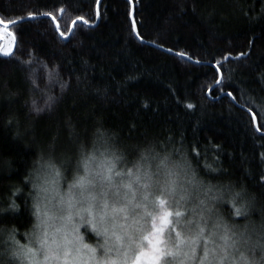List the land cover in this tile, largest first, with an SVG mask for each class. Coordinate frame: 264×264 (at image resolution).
Returning a JSON list of instances; mask_svg holds the SVG:
<instances>
[{
    "label": "trees",
    "instance_id": "obj_1",
    "mask_svg": "<svg viewBox=\"0 0 264 264\" xmlns=\"http://www.w3.org/2000/svg\"><path fill=\"white\" fill-rule=\"evenodd\" d=\"M0 20L13 21L6 29L15 35L13 55H0V264H21L12 251L33 240L40 204L33 184L50 175L62 192L74 177L85 176L90 157L89 174L98 160L119 157L115 171L123 175L113 173V185L130 184L141 195L144 190L147 222L149 209L167 201L173 240L176 231L190 235L196 229L205 197L204 187L183 176L188 200L177 204L179 195L163 192L155 181L167 179L165 157L168 168L190 164L197 179L222 191L225 200L240 192L238 203L253 201L251 219L259 223L264 0H0ZM34 103L43 110H34ZM138 167L153 174L147 189L127 175ZM213 203V219L219 214L243 228L246 218L235 217L230 204ZM79 235L105 255L98 247L102 237L86 226Z\"/></svg>",
    "mask_w": 264,
    "mask_h": 264
},
{
    "label": "snow or ice",
    "instance_id": "obj_2",
    "mask_svg": "<svg viewBox=\"0 0 264 264\" xmlns=\"http://www.w3.org/2000/svg\"><path fill=\"white\" fill-rule=\"evenodd\" d=\"M131 2L132 0H129V3ZM6 23L10 24L13 21L0 20V25ZM133 31H135V21H133ZM137 37L140 38L139 33H137ZM13 47H15L14 34ZM0 55L11 57L13 53L0 48ZM177 55L183 57L184 53L178 52ZM216 83H220V81H216ZM61 87L65 88L67 85L61 83ZM228 95L231 96V93L229 92ZM51 100L52 97H49V101ZM147 106L145 104V107ZM33 107L36 111L43 110L36 108L35 103ZM187 107L192 108L193 105L188 103ZM257 130L259 131V129ZM196 155L199 156L200 153L197 152ZM94 159V157H90L89 161ZM116 159H119V157L101 161L99 170L96 171V176L100 178L101 182H106L109 186H114L113 173L116 176L123 175V173L115 171ZM167 160L168 157H165L161 161V165L167 168V179L163 184H160L159 181H155V183L160 185L162 191L166 192L169 197L179 195L177 204L188 200L190 196L188 189L184 188L180 183L181 176L184 177L185 182L189 185L204 187L203 195L205 199L199 200L201 210L198 215L201 222H197L195 230H190V235H184L182 232L176 231L175 239L173 240L170 230H174V226L169 219L173 213L165 210L157 214L149 213L152 217L150 228L137 221L139 227L135 231L139 233V237H135L127 231L125 225L117 223L118 214H123L125 219H127V206L110 207L106 199L98 200L94 193L89 192V186L92 185V181L87 176H82L78 177L69 186L67 196L60 198V203L66 213L61 219L66 224H70L74 216H79L81 221H85L86 214V223L98 237L103 238V243L98 245V247L103 248L104 258L97 260V249L83 243V236L79 235L78 225H73L71 238H69L70 234L66 228H58L57 232L61 233L60 239L53 238L50 240L49 232L47 231V220H43L37 225L38 228L42 225L44 226V230L35 235L34 242L38 247L32 246L33 240L30 238L27 244H18L13 249L12 257L19 260L21 264H25V261L27 264H49L53 260H62L64 264H87L89 260L94 261V264H115V262H109L107 255L113 250L114 243L120 245V248L116 249L118 257L121 255L120 249L127 248L131 250L132 244L135 243L139 249L138 253L134 252L136 264H264V212L261 214L259 223L253 221L251 219V213L255 207L253 201L243 200L238 203L241 196L240 192L231 193L230 199L225 200L222 191H213L212 185L204 186L203 182L197 179L195 172L191 171L190 164L187 162H175L171 168H168L165 163ZM89 161L84 164L86 173L91 171ZM49 167H52L55 176L58 177L60 175L53 166L50 165ZM205 167H210V165L206 164ZM127 175L134 176L135 182L141 184V187L145 189L150 187L153 182V174L148 171L141 172L139 167L135 173L129 170ZM39 179L40 177H37V180ZM48 183H55V181H49L45 178L43 184L34 183L33 187L38 188L39 191L48 192L49 189L43 186ZM123 187L130 188V184H124ZM76 188L80 190L79 199L72 191ZM145 199H147L146 195ZM216 201L230 204L235 217L246 218L242 229L237 230V225L230 226L219 214H216L213 219L211 214L216 212V207L213 203ZM167 203V201L161 200V204L167 206ZM140 206L139 204L135 205V207ZM192 211L197 214L195 208ZM206 213L209 215H205ZM44 215L47 217V213ZM181 215L180 211L175 212V216L180 217ZM37 217L39 219L38 206ZM209 220H212L211 228L208 227ZM188 223L191 224L192 221H188ZM118 227L121 229L119 234L116 231ZM166 230H169L167 240L162 238ZM125 237H127L126 241ZM14 243L16 242L14 241ZM83 249H87V253H83ZM198 249L202 254L198 255ZM40 254L43 255V260L38 259ZM0 255H3V253L0 252ZM123 255L126 257L127 252H124ZM165 257H171V260H165Z\"/></svg>",
    "mask_w": 264,
    "mask_h": 264
},
{
    "label": "rangeland",
    "instance_id": "obj_3",
    "mask_svg": "<svg viewBox=\"0 0 264 264\" xmlns=\"http://www.w3.org/2000/svg\"><path fill=\"white\" fill-rule=\"evenodd\" d=\"M12 39L13 36L12 34L9 32L8 29L5 28H0V40L3 43V48L6 51H11L12 49ZM100 163L102 160H98ZM89 167L90 170L93 169V165L92 163H89ZM94 169L99 170V167ZM96 171H92L94 172L93 174H89L90 172L85 171V167L83 165V174H85V176H87V178L89 180L92 181V185L89 186V192L94 193L97 197L98 200L99 199H106L111 206H115L117 208L119 207H125L127 206V219H125V216L123 214H118L117 215V223L118 224H123L126 226V229L128 232L132 233L135 237H139V233H137L135 231V229L137 227H139V224L137 223V221H139L140 223L145 224V226L147 225L148 228H150L151 226V218L150 220L147 222L144 219L143 214L145 213V211L147 209H145V200L142 199L141 197L143 195H146V193L144 192V190L142 191V195L140 194V192L138 193L137 190H134L132 188H125L123 186L121 187H117L116 185L112 186L111 189H108V184L106 182L102 183L100 178L96 176ZM53 177V176H52ZM47 178L49 181H53V178H50L46 176L43 177L39 183L43 184L44 179ZM78 177H74L72 182H67L66 186H65V190L64 191H60L58 188H56L55 186L57 185V182L55 181V183H48L46 185H43L44 187H47L49 189L48 192H40V197H39V219L37 218V222L36 224H40L41 221L43 220H47V231L49 232V239H60L61 233L57 232L58 228H66V230L69 232V238H71V236L73 235L71 233V229L73 227V225H78L79 226V230L84 226L88 227L90 230L91 227L86 223L87 220V215L85 214V221H81L79 216H74L72 223L70 224H66V222L64 220L61 219L62 216H64L66 213L63 210V207L60 203V198L62 196L66 197L67 193L69 191V186L71 184H73V182L77 179ZM73 193L75 194V196L79 199L80 198V190L78 188L73 189L72 190ZM129 201H131V203H129ZM141 205L140 207H135V205ZM155 207V206H154ZM158 208V209H157ZM155 207L149 209L150 212H152V214H157L159 212H163L165 210L169 211L168 207L165 205H161L160 207ZM45 213H47V217L44 215ZM50 217V219H48ZM173 218V215L171 217V219ZM36 225V232L34 233V235L32 236L33 238V242L35 240V235L42 232L44 230V226L42 225L41 227H37ZM117 233L119 234L121 232V229L118 227L116 229ZM169 236V230H166L165 233L163 234V239L167 240ZM125 241L127 240V237L124 238ZM35 243V242H34ZM100 245V244H99ZM118 246L119 244H115L114 243V247ZM33 247H38L37 244H34ZM103 249V248H102ZM114 251V250H113ZM113 251H111L112 253V257L111 260L113 262H115V264H120L123 259H125L126 257L131 258L134 257V252L138 253L139 249L136 247V244L133 243L131 246V250L124 248L121 249V255L118 257L117 256V251L114 253ZM83 253H87V249H83L82 250ZM124 252H127V256L125 257L123 255ZM104 253V252H103ZM105 255H97L96 254V259L100 260L102 258H104ZM38 259L43 260V255L40 254L38 256ZM26 264V261H25ZM49 264H64V262L62 260L57 261V260H53L50 261ZM87 264H94V261H87ZM131 264H136V260L133 259Z\"/></svg>",
    "mask_w": 264,
    "mask_h": 264
},
{
    "label": "water",
    "instance_id": "obj_4",
    "mask_svg": "<svg viewBox=\"0 0 264 264\" xmlns=\"http://www.w3.org/2000/svg\"><path fill=\"white\" fill-rule=\"evenodd\" d=\"M74 23H84V21H82V20H80V19H77V20L74 21ZM2 26L6 29V28L10 27L11 25H10V24H4V25H2ZM63 39L66 40V39H68V37H64ZM140 41H141V40H140ZM141 42H143V41H141ZM165 51L168 52V53H171L170 51H167V50H165ZM226 96H228V97L231 98V96H229L228 94H226ZM251 115L253 116L252 113H251Z\"/></svg>",
    "mask_w": 264,
    "mask_h": 264
}]
</instances>
